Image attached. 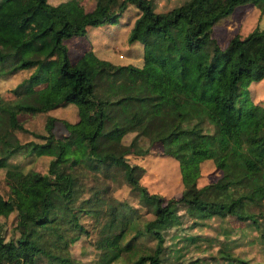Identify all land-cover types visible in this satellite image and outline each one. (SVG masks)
<instances>
[{"label": "trees", "instance_id": "16d2710c", "mask_svg": "<svg viewBox=\"0 0 264 264\" xmlns=\"http://www.w3.org/2000/svg\"><path fill=\"white\" fill-rule=\"evenodd\" d=\"M202 1L155 10L152 0H93L89 9L79 0H0V74L31 68L12 89L13 105L0 102V124L23 129L17 112H47L45 132H33L41 140L14 137L0 162L25 147L37 153L51 144L56 149L43 172L13 166L4 171L8 194L0 193V215L14 212L17 235L5 238L0 222V263L35 264L43 250L28 237L30 223L52 222L58 213L75 217L72 204L85 188L83 154L104 164L120 162L126 181L152 213L128 235L131 228L124 227L118 248H111L106 241L114 234L113 210L128 212L121 201L100 210L106 197L97 192L107 188H94L97 206L85 211L96 216L103 211L107 217L92 264H192L177 255L166 263L164 254L165 229L180 223L183 213L191 223L231 214L253 223L264 238V108L245 95V86L264 75V51L244 47L257 33L254 28L231 35L223 46L212 35V25L241 0H222L209 10ZM129 4L137 14L127 40L141 43L139 65L113 63L90 48L69 57L66 37L114 21ZM68 104L76 119H61L66 132L57 137L52 131L57 117L49 110ZM127 130L134 133L123 143ZM139 135L158 142L164 154L177 160L178 196L165 198L139 183L143 167L127 157L141 151ZM206 158L221 174L197 185L199 161ZM140 235L153 242L139 240ZM221 256L245 262L228 253Z\"/></svg>", "mask_w": 264, "mask_h": 264}, {"label": "rangeland", "instance_id": "374dc122", "mask_svg": "<svg viewBox=\"0 0 264 264\" xmlns=\"http://www.w3.org/2000/svg\"><path fill=\"white\" fill-rule=\"evenodd\" d=\"M56 3L60 0H48ZM86 9L93 5V0H79ZM183 0H152L155 10H164L176 5ZM222 0H203L202 4L209 10L215 3ZM137 14V8L129 4L127 8L112 22H103L88 26L83 33L71 35L64 39L68 55L74 59L84 49L90 48L99 56L110 60L113 63H132L139 65L142 59V46L139 41H128L127 36ZM212 35L220 46H223L227 39L233 34L245 35L252 28L258 30L252 38L244 44L246 51L260 49L264 51V0H241L234 9L221 16L212 25ZM31 68H21L15 72L0 74V102L13 105V87ZM245 95L252 102L264 108V75L257 81H251L245 86ZM9 104V105H10ZM57 118L53 122L52 131L55 136L66 132L61 119L75 120L76 114L73 106H57L49 110ZM47 112L29 114L17 112L16 118L23 129L12 128L0 124V155L5 154L6 149L14 143L16 137L19 142L41 139L33 132H45L43 123ZM1 121V120H0ZM5 130L3 131V127ZM134 131L127 130L121 137L123 143H127ZM139 152H129L128 160L136 162L143 167L138 177L140 184L148 191L155 192L163 197L178 196L182 184L179 176L177 160L171 155L162 152L158 142H148L147 138L139 135L136 140ZM29 146V145H27ZM136 149L137 148H133ZM146 149L145 151H142ZM56 149L51 144L48 150L37 153L28 148L17 150L6 156L0 162V193L3 196L8 194V185L4 171L7 167L13 166L21 171L46 170L50 154ZM84 175L81 177L84 190L73 202V213H58L56 218L43 225L30 223L28 237L38 245L43 253L36 257L35 264H92L97 256L95 247L96 240L100 236L99 229L107 215L102 211L97 216L92 211H85L86 208L97 206L94 204L93 189L106 186L107 189L100 195L105 202L99 205L100 210L106 209L108 203L117 204L121 201L125 204L127 215L118 208H114L113 221L114 234L109 237L106 244L111 248H118L122 238L120 232L124 227L130 229L128 235L136 227L142 226L147 218L152 216L151 208L144 204L136 193L135 189L126 181L124 167L120 162H109L104 164L96 161L87 154L82 155ZM95 175L93 179L92 175ZM221 174L210 158L199 161V174L196 177V184L216 179ZM90 185L92 188L89 189ZM87 188V189H86ZM83 199V200H82ZM84 199H89L85 201ZM83 201V202H82ZM122 203V204H123ZM124 207V206H122ZM128 214L130 217H128ZM183 213L181 222L170 225L164 233V254L170 260L175 255L182 261L194 260L192 264H264V238L260 237L259 231L253 223L248 220H241L231 214L211 215L204 218H195ZM14 212L6 216L0 215L1 231L5 238L17 235ZM78 223L77 224H75ZM82 227V228H81ZM192 236V239L186 238ZM70 237H73L71 240ZM152 243V239H144L142 235L139 240ZM225 253L244 259L239 262L233 258H225ZM167 259V258H166ZM164 261V262H165ZM1 264H5L4 262Z\"/></svg>", "mask_w": 264, "mask_h": 264}, {"label": "crops", "instance_id": "0c3cea01", "mask_svg": "<svg viewBox=\"0 0 264 264\" xmlns=\"http://www.w3.org/2000/svg\"><path fill=\"white\" fill-rule=\"evenodd\" d=\"M94 51V50H93ZM95 52V51H94ZM96 53V52H95ZM97 54V53H96ZM98 55V54H97Z\"/></svg>", "mask_w": 264, "mask_h": 264}, {"label": "built area", "instance_id": "2783aa9c", "mask_svg": "<svg viewBox=\"0 0 264 264\" xmlns=\"http://www.w3.org/2000/svg\"><path fill=\"white\" fill-rule=\"evenodd\" d=\"M1 264V263H0Z\"/></svg>", "mask_w": 264, "mask_h": 264}]
</instances>
